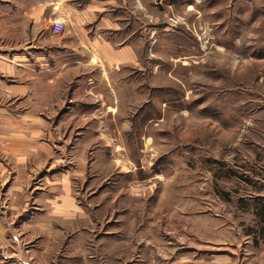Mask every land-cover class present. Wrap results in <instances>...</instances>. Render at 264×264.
Here are the masks:
<instances>
[{
    "label": "rangeland",
    "instance_id": "1",
    "mask_svg": "<svg viewBox=\"0 0 264 264\" xmlns=\"http://www.w3.org/2000/svg\"><path fill=\"white\" fill-rule=\"evenodd\" d=\"M144 9L138 65L53 139L59 165L42 170L72 173L93 264H264V0ZM66 95L40 102L64 110ZM59 112L44 114L54 127Z\"/></svg>",
    "mask_w": 264,
    "mask_h": 264
},
{
    "label": "crops",
    "instance_id": "2",
    "mask_svg": "<svg viewBox=\"0 0 264 264\" xmlns=\"http://www.w3.org/2000/svg\"><path fill=\"white\" fill-rule=\"evenodd\" d=\"M145 6L150 0H0V157L13 166H0V264L96 262L86 251L92 220L76 201L72 173L42 168L59 165L53 139L65 126H84L105 104L102 94L116 90L119 70L138 65L133 24ZM57 18L66 24L60 36L52 34ZM64 91L72 107L40 102L64 99ZM59 110L54 127L44 114Z\"/></svg>",
    "mask_w": 264,
    "mask_h": 264
},
{
    "label": "built area",
    "instance_id": "3",
    "mask_svg": "<svg viewBox=\"0 0 264 264\" xmlns=\"http://www.w3.org/2000/svg\"><path fill=\"white\" fill-rule=\"evenodd\" d=\"M66 29L65 20L63 18H57L54 20L52 25V34L55 36H60Z\"/></svg>",
    "mask_w": 264,
    "mask_h": 264
}]
</instances>
